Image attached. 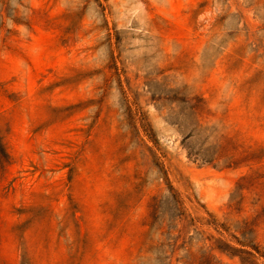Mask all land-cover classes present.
<instances>
[{"label":"rangeland","instance_id":"1","mask_svg":"<svg viewBox=\"0 0 264 264\" xmlns=\"http://www.w3.org/2000/svg\"><path fill=\"white\" fill-rule=\"evenodd\" d=\"M0 136V264H240L264 0H0Z\"/></svg>","mask_w":264,"mask_h":264},{"label":"trees","instance_id":"2","mask_svg":"<svg viewBox=\"0 0 264 264\" xmlns=\"http://www.w3.org/2000/svg\"><path fill=\"white\" fill-rule=\"evenodd\" d=\"M10 156L6 151L4 139L0 136V172L5 169L6 164L9 162ZM225 227L224 225H221ZM227 229V228H224ZM242 233L243 240H240L237 236H234L237 241L243 245L245 248L234 249L230 246L228 248H219L221 252H229L231 258L239 257L240 264H262L259 262L260 258H264V247L254 243V240L248 236V223H244L243 226L237 229ZM210 237H205L204 240H211ZM217 249L213 245H209L204 250L201 251L199 258L188 262V264H217L212 256V251ZM264 264V262H263Z\"/></svg>","mask_w":264,"mask_h":264}]
</instances>
